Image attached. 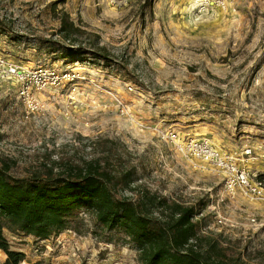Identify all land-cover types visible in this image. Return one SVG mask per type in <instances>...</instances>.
Here are the masks:
<instances>
[{
	"label": "rangeland",
	"instance_id": "obj_1",
	"mask_svg": "<svg viewBox=\"0 0 264 264\" xmlns=\"http://www.w3.org/2000/svg\"><path fill=\"white\" fill-rule=\"evenodd\" d=\"M197 2L0 0V167L23 177L109 155L122 196L156 198L162 216L205 204L190 247L210 262L264 264V202L228 194L222 173L169 138L209 139L264 176V0ZM54 3L99 32L119 65L63 57ZM83 216L84 231L65 238L5 234L26 249L21 264H143L140 249L101 241Z\"/></svg>",
	"mask_w": 264,
	"mask_h": 264
},
{
	"label": "trees",
	"instance_id": "obj_2",
	"mask_svg": "<svg viewBox=\"0 0 264 264\" xmlns=\"http://www.w3.org/2000/svg\"><path fill=\"white\" fill-rule=\"evenodd\" d=\"M145 4L151 6L152 0H145ZM53 5L58 26L52 35L58 36L57 50L63 57H89L107 67L119 65L112 51L101 43L99 32L77 24L66 8ZM0 29L9 31L3 18ZM44 41L55 45L52 38ZM102 158L57 170L37 166L23 177L0 167V249L7 255L2 264H21L27 257L24 251L11 247L6 228L40 239L68 229L82 233L87 226L83 214L89 211L101 241L137 247L143 264H225L210 262L205 250L190 247L202 228L199 225L204 218L196 219V214L203 213V202L192 210H171L162 216V209L155 210L156 198L122 196L119 186L126 183V177L113 170L114 177L109 176V155ZM101 165L105 173L98 168Z\"/></svg>",
	"mask_w": 264,
	"mask_h": 264
},
{
	"label": "built area",
	"instance_id": "obj_3",
	"mask_svg": "<svg viewBox=\"0 0 264 264\" xmlns=\"http://www.w3.org/2000/svg\"><path fill=\"white\" fill-rule=\"evenodd\" d=\"M238 0H198L197 4L223 10L235 8ZM169 138L175 142L177 150L188 159H196L204 165L223 174L225 191L236 196H245L250 200L264 202V176H255L249 167L234 151L223 150L206 138H188L185 140L177 132H171ZM251 150H245L248 155Z\"/></svg>",
	"mask_w": 264,
	"mask_h": 264
},
{
	"label": "crops",
	"instance_id": "obj_4",
	"mask_svg": "<svg viewBox=\"0 0 264 264\" xmlns=\"http://www.w3.org/2000/svg\"><path fill=\"white\" fill-rule=\"evenodd\" d=\"M67 236V232H63V233H61L60 234V238H65ZM25 239H28L27 237L25 238ZM49 239L48 238H46V240H41L40 242H45V241H48ZM57 240L55 239L54 240V242H52V243H55ZM40 242H37V243H40ZM28 245H31V243H25L24 244V247L25 246H28ZM46 245H48V244H46ZM13 249H16V250H20V251H24L25 253L27 252L26 251V249L25 248H22V247H12ZM0 255H2L1 256V262H0V264H2L4 261H5V259H6V257H7V255H6V253L5 254H1V249H0Z\"/></svg>",
	"mask_w": 264,
	"mask_h": 264
}]
</instances>
